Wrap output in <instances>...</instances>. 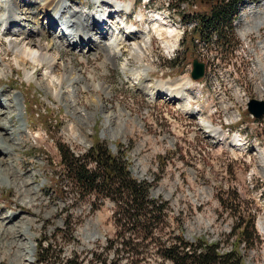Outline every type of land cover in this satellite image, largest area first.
I'll use <instances>...</instances> for the list:
<instances>
[{"label": "rangeland", "instance_id": "1", "mask_svg": "<svg viewBox=\"0 0 264 264\" xmlns=\"http://www.w3.org/2000/svg\"><path fill=\"white\" fill-rule=\"evenodd\" d=\"M115 1H136V10L143 11L146 0ZM73 2L92 7L95 1ZM220 2L152 0L156 6L169 5L175 16L180 17L179 11L184 13L188 21L180 43L168 27H163L167 35L162 28L157 29L174 47L166 49L158 36L159 40L153 41L140 60L130 53L135 40L121 43L115 63L107 59L105 51L96 54L89 47L81 50L82 55L68 47L60 51L62 59L70 61L85 77L79 84L80 91L77 90L76 106L83 109L82 116H93L84 121L76 118L77 110L71 106L69 95L59 99L39 85L44 77L49 80L45 73L51 68L43 66L28 78L17 54L9 48L10 35L4 40L0 38V96L20 93L27 104L25 109L22 107V118L9 122L18 126L21 119L27 133L17 146L3 143L17 159L14 173L8 174L10 183L0 177V264H24L29 245L34 246V264H60V258L49 263L42 261L49 247L54 257L60 254L66 259L77 254L85 264H101L104 258L118 260V264H172L158 253L156 244L174 243L180 234L192 242H219L221 253L237 249L243 264H264V115L257 119L248 107L251 99L264 100V66L260 68L258 64L259 59L264 64V25L243 36L253 17L241 20L242 10L247 11L248 7L240 2L238 10L230 11L231 23L223 26V34L195 35L202 17H211L219 5L223 6ZM33 8L39 10L40 3ZM111 8L113 13H109L114 16ZM97 9L108 8L94 6L89 10L95 13ZM115 20L111 18L112 26ZM44 21L41 18L39 25L30 26H36L38 31L43 29ZM116 22L120 23L118 19ZM51 28L57 31L55 25ZM108 30L110 27L105 34L110 37ZM50 36L43 38L47 42ZM193 36L197 38L194 42ZM195 58L206 67L205 75L198 80L191 76ZM143 68L149 70V82L155 83L147 91L140 83L142 79L134 84L136 72ZM58 69L60 66L54 73ZM187 78L194 82L190 105L199 108L196 115L181 103L168 100V92L158 93L162 82L157 81L168 80L175 85ZM90 83H102L111 92L107 95L97 91ZM8 112L0 110V121L6 120ZM109 113L124 114L114 121L123 129L118 136L108 131L112 125L106 121ZM73 126L81 127L85 140L80 142L73 136ZM213 128L222 130L226 139L222 140V134H215ZM234 137L239 138L240 144L232 141ZM97 141L105 142L114 154L122 153L133 175L153 184L152 195L168 203L163 218L152 221L156 239L140 255L124 251L123 236L118 234L119 227L113 218V201L99 193L77 190L64 173L59 145L68 146L77 156L87 155L86 160L95 167L88 153ZM23 180L29 185L22 189ZM31 186L36 187L37 193L30 196L28 203L22 200L23 190ZM220 199H227L228 205L239 210L238 219ZM7 215L10 218L4 219ZM238 215L245 221L254 219L257 237L253 245L239 241L243 227L233 234ZM129 228L125 240L134 237L130 234L133 226ZM110 241L113 248H109Z\"/></svg>", "mask_w": 264, "mask_h": 264}, {"label": "bare ground", "instance_id": "2", "mask_svg": "<svg viewBox=\"0 0 264 264\" xmlns=\"http://www.w3.org/2000/svg\"><path fill=\"white\" fill-rule=\"evenodd\" d=\"M94 1H100L101 4H103V6L107 7L108 9L112 7L111 9L117 15H106L105 13H109L106 11L107 9H97V11L94 13L93 11L89 10L93 8L75 5L73 0H54L53 2L52 0H28L26 3L24 0H0V10L2 11L0 14V38L4 40L10 35L8 37L10 39L9 48L17 54L19 59L18 61L22 66H24L25 73L28 74V78L31 79L34 73L40 71L43 66L46 68H51L50 72L45 73L49 80H46L44 77L41 79V81H39V85L42 89L50 91L55 95V97H58L59 99H63L69 95L71 98V106L75 107L77 110L78 116H76V118H80L82 121L93 116L92 113L85 114L86 117L82 116L81 110L83 109L76 106V102L78 101L77 90L80 91L79 84L82 79H85V77L82 73L78 72L75 66L70 65V61L66 62L62 59V54L60 51L68 47L80 52L82 49L89 47L96 54L105 51L107 53V59H110L112 60V63H115L117 62L116 59H118L120 54L119 51L121 49V43H123V41L131 40L132 33H137L138 38L141 39L138 42L137 40L133 42V45L130 49L132 57L140 60L145 55L148 47L151 48V42L149 41L147 34H145V31L143 32V30L134 26L133 28H128L126 31L127 34L119 35L116 21L117 19L119 21V13L128 9L129 4L131 3L125 4L115 0ZM37 3H40L41 8L39 10H35L33 8L34 4ZM250 3L252 5L254 2L252 1ZM98 6L100 7V5ZM41 18L45 19V24H42L43 29L37 31L36 26L39 25V20ZM111 18H114V20L116 19L113 26L111 25ZM104 19H106L107 22H104ZM244 21H247V19H244ZM252 22L253 23H247L246 28L243 31V36H246L249 33L252 34L253 31L260 30V28L264 25V11L255 14V16H253ZM33 23L36 25L35 27L30 26ZM46 23L49 26H47ZM53 25L57 27L56 32L52 31L51 27ZM107 27H110V30H108V32L110 31V37L105 34V32L107 33V31H105ZM164 28L162 27V31ZM168 31H170L172 35L176 34L175 39H178V30L174 28H168ZM156 33L158 34H156V36H159L158 38H160V40L165 43L166 49L171 50L174 47L173 44L171 45V43L169 44L164 40L162 32L157 31ZM42 34L46 37L49 34L51 35L47 42L43 38ZM261 47L264 48V45H261ZM82 53L83 52L81 51L78 54L82 55ZM1 62L2 60L0 58V63ZM258 64L260 68H263L262 65L264 66V64L260 59L258 60ZM58 65L60 66V69H58L59 72L54 73L55 69L59 67ZM124 69L125 67H122V70ZM148 72L149 70L146 68L138 70L136 72L137 79H134V84L139 83L142 79L143 81L141 80L140 83H142L141 85L145 87L146 91L148 86L155 85L154 82H149L150 79ZM1 73L2 71L0 68V76ZM30 79L27 80L29 81ZM157 82H162L160 83L161 87L158 93H162L160 90L168 92V95H166L168 100L181 103V106L189 110L190 114L192 115L199 114V108L190 105L191 93L193 91L190 90V88L194 84L192 79L187 78L175 85H173L174 83L172 81H170V83L168 80L167 82ZM90 85L93 86L97 91L102 90L106 92L107 95H109L111 92L108 87L102 83H90ZM0 95H3V93H0ZM22 98L24 100H22ZM15 100L17 101L15 102ZM95 102H97V100ZM23 106L27 107V104L25 98L21 97L20 93H5L4 96H0V108L10 110V112H8L9 115L6 116V120L0 121V177L5 178L7 183H10L8 174L14 173V160H16L17 157L14 156V153L12 154L11 150L4 146L3 143L9 144L11 146H17L19 141L22 139V136L27 133V131L23 130L24 123L21 119L18 126L9 123L12 118H15L13 120L14 122L18 117L22 118L24 108ZM16 112L17 115L15 114ZM120 112L123 111L121 110ZM123 115L124 114L122 113H109L106 115L107 123L112 124L108 130L112 136H118L121 134L123 130L122 127H120L118 124L119 122L114 123V121L119 120ZM213 131L215 134H222V140L226 139L227 136L222 130L213 128ZM71 132L73 136L76 137V139L80 142L86 139L85 133L81 131V127L77 128L76 126H73L71 127ZM232 141L237 145L239 143V138L234 137ZM27 185L29 184L25 180L20 182V187L22 186V189ZM23 193L24 198L22 200L30 203L32 199L30 196L36 195L37 189L36 187L31 186L29 189L26 188L23 190ZM7 218L10 217L7 215L4 219ZM27 250V258L24 259V264H34V246H27Z\"/></svg>", "mask_w": 264, "mask_h": 264}, {"label": "trees", "instance_id": "3", "mask_svg": "<svg viewBox=\"0 0 264 264\" xmlns=\"http://www.w3.org/2000/svg\"><path fill=\"white\" fill-rule=\"evenodd\" d=\"M228 1L229 3L225 5L223 0L221 3L223 6L219 5L220 7L218 6L212 12L211 17L206 15L202 17L201 26L196 29L200 35L223 34V26L226 27L231 23L230 11L236 10L239 3V0ZM59 148L64 173L70 177L77 190L86 194L99 193L113 201L115 207L113 218L116 226L119 227L118 234L123 236L121 244L125 248L124 251L132 252L133 256L142 254V251L156 239L152 221L163 218L168 206L167 201L154 197L151 191L153 184L146 179L135 177L123 154L112 153L105 142H95L88 153L92 156L95 167L90 165V160H86L87 155L77 156L66 145H59ZM226 200L220 199L227 210L232 211L229 213L237 217L239 210L228 205ZM130 225L133 226L130 234L134 237H128V240H125L126 234L130 231ZM242 227L239 241L253 245L257 237L254 219L251 217L245 221L240 215L237 224L234 225L233 234ZM112 242L110 241L109 248L114 247ZM156 245L158 253L170 260L172 264H243L240 251L232 248L221 253L218 249L219 242L208 243L203 240L192 242L180 234L174 243L157 242ZM51 248L45 249L47 253L42 259L43 262L49 263L53 258H60V264H85L84 259L77 254L66 259H62L60 254H55L54 257V251L50 252ZM117 262L118 260L104 258L101 264H118Z\"/></svg>", "mask_w": 264, "mask_h": 264}, {"label": "water", "instance_id": "4", "mask_svg": "<svg viewBox=\"0 0 264 264\" xmlns=\"http://www.w3.org/2000/svg\"><path fill=\"white\" fill-rule=\"evenodd\" d=\"M205 74V63L199 61L195 58L193 60V71L192 77L194 79L202 78ZM249 111L254 115V117L259 118L264 115V100L261 99H251L249 104Z\"/></svg>", "mask_w": 264, "mask_h": 264}]
</instances>
